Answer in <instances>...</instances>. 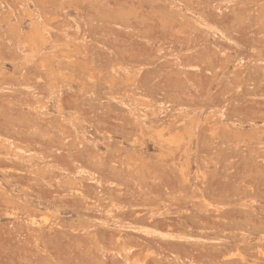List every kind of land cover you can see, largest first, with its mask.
I'll return each instance as SVG.
<instances>
[{"label":"rangeland","instance_id":"rangeland-1","mask_svg":"<svg viewBox=\"0 0 264 264\" xmlns=\"http://www.w3.org/2000/svg\"><path fill=\"white\" fill-rule=\"evenodd\" d=\"M0 264H264V0H0Z\"/></svg>","mask_w":264,"mask_h":264}]
</instances>
